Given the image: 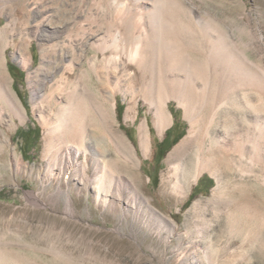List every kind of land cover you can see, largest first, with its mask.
<instances>
[{
	"label": "rangeland",
	"instance_id": "rangeland-1",
	"mask_svg": "<svg viewBox=\"0 0 264 264\" xmlns=\"http://www.w3.org/2000/svg\"><path fill=\"white\" fill-rule=\"evenodd\" d=\"M104 1L13 0L6 5V11L20 9L22 12V18L9 36V41L17 44L3 52V70L13 99L11 105L16 108L15 113L19 117L20 112L25 115L20 122L7 107L0 105V128L11 144L6 154L0 150V264H227L228 259L234 260L233 264H264L263 166L254 163L253 166L247 165V169L235 167L232 170H227L225 165L220 166L218 178L221 186L230 191L227 201L246 203L252 211V220L241 229L229 228L223 211L214 213L211 192L216 180L209 172L201 173L197 182L191 183L180 202L160 194V177L167 167V155L187 135L191 124L195 127L190 139L191 146L199 143L200 129L207 125L206 119L212 113L210 87L201 95L194 91L185 92L165 102L163 108L168 115L169 125V114L176 110V115L183 119V128L176 143L159 148L158 142L164 137V132L161 136L156 133L152 114L156 105L151 100L157 92L146 95L150 91L144 92L136 82V59L130 64L126 58L119 60L118 71L114 73L109 68V77L106 76L109 83L105 94L114 104L113 107H106L110 137L117 133L124 138L125 144L121 146L123 156L136 162V171L142 179L138 190L140 198L155 214L174 222L178 226L177 234L171 236L169 232L159 230L158 222L148 211H144L145 207L139 206L140 202L133 201L126 190H121L117 198L107 196L108 201L102 206L96 203L92 188L80 191L79 186L69 180L60 186L53 176L47 174V163L42 153L44 127L41 122L48 116L38 104L33 108L31 90L35 88L37 97L43 95L39 83L49 81L45 78L48 71L55 73L63 70L62 64L70 56L71 49L76 50L83 59H88L98 56L92 46L97 45L101 38L105 37L106 43H111L110 33L113 34L118 28L115 23L118 20L114 10L109 7V0ZM182 1L194 17H201L225 33L232 47L245 55L256 74L264 79V0ZM5 21V16H0V27ZM139 30L136 29L135 34H141ZM66 32H70L72 41H67ZM77 32L81 34L76 36ZM67 42L72 46L61 45ZM140 42L141 45L145 44L143 39ZM130 46L126 40L123 45L126 53L134 47ZM20 49L24 50L25 57L31 59L28 68L21 67L16 60ZM111 53L108 51L106 54ZM42 56L54 67L51 70L44 68V78L40 81L34 78L36 81L30 89L27 76H35ZM188 56L190 62L202 60L192 52ZM75 68L79 69L78 66ZM247 72L250 71L247 69ZM182 74L179 73L178 77L187 82ZM228 74L227 85L233 90L228 91L227 100H223V106L217 110L211 125V131L217 138L230 129L238 128L242 132L250 129L259 116L255 106L260 100L256 90L252 89L254 87H235L237 79ZM157 78L156 73L154 79ZM242 78L238 77L240 80ZM193 82L201 86L199 79ZM92 83L90 87L95 90ZM245 94L254 108L245 105ZM135 95V120L125 121L126 104ZM95 101L94 98V104ZM203 116L205 121L201 120ZM142 122L150 138L151 149L147 157L143 156L139 146L138 127ZM110 137L105 147L108 150V167L115 171ZM191 146L188 157L195 163L196 155L193 152L196 148ZM204 149L199 156L214 163L219 161L218 153L212 154ZM184 161L182 163H186V158ZM236 163L239 165L240 161ZM122 168L118 175L126 180L127 168L125 165ZM182 168L186 170L185 166ZM198 200L202 211H189L192 202Z\"/></svg>",
	"mask_w": 264,
	"mask_h": 264
},
{
	"label": "bare ground",
	"instance_id": "bare-ground-1",
	"mask_svg": "<svg viewBox=\"0 0 264 264\" xmlns=\"http://www.w3.org/2000/svg\"><path fill=\"white\" fill-rule=\"evenodd\" d=\"M11 2L13 0H0V16L6 18L5 23L0 27V105L7 107L14 118L21 122L25 114L20 112L19 117L15 113L17 110L15 111L16 108L14 109L11 105L13 99H11L7 77L3 70V52L10 46H16L15 41H9V36L16 29L17 21L22 18L20 9L6 11V5ZM108 2L118 20L115 22L118 28L113 31V34L107 32L110 33L111 43L107 44L105 37L101 38L97 45L92 46L98 56L88 59H83L76 50L71 49L70 56L68 55V59L62 64L63 70L60 72L57 69V73H52L53 71L48 73V71L45 78L49 81L39 83L42 86L43 95L40 94L37 97L35 88L31 90L30 98L33 108L38 104L40 110L47 113L48 116L41 122L44 127L42 153L47 163V174L53 176V180L60 186L67 184V180H69V182H75L80 191L84 192L92 188L96 203L102 206L107 203V196L117 198L121 195V190H126L127 194L134 199L133 201L140 202L139 206L145 207L144 211H148L158 222L159 230L169 232L171 236L177 234L178 226L174 222L155 214L150 210L147 202L140 198L138 190L142 179L136 171V162L132 158L129 160L123 156L121 146L123 143L125 144L124 138L117 133L111 134L112 139H110L112 140V153L116 169L113 171L108 167V150L105 146L110 133L106 107L108 105L113 107L114 104H111L105 94L106 85L109 83H107L106 76L109 77L107 74L109 68H112L114 73L118 71L117 62L119 60L126 58L130 64L136 59L137 68H135L134 76L136 82L145 90L144 92L150 91L146 95L157 92L156 97L151 96V100L156 105L152 113L153 124L156 133L160 136L169 126L168 115L163 108L167 100L191 91L201 95L207 91L208 87L212 92L210 101V104L213 103V105L211 104L212 113L210 118L206 119L207 125L200 129L199 143L191 146L190 139L195 131L194 125L191 124L187 135L167 155L165 162L167 167L160 177V194L180 202L185 198L191 183H196L201 173L209 172L216 180V186L211 192V197L214 200V213L219 214L223 211L226 215V225L229 228L241 229L247 226L253 216L249 205L227 201L230 191L227 187L221 186L218 174L221 165H225L227 170H232L235 167L247 169V165L253 166L254 163L264 168V79L262 75L256 74V70L245 55L243 56L232 47L225 33L220 32L201 17H194L182 0H109ZM136 29H140L142 33L135 34ZM65 37L67 41L73 39L70 32L69 34L66 32ZM141 39L144 40V45H141ZM126 40L129 42V46H134L129 48L127 53L123 49ZM61 45L63 47L72 46L69 43ZM140 45L141 48H139ZM20 50L21 53L16 60L21 67L28 68L31 65V59L25 57L23 49ZM108 51H112L113 54H106ZM187 52L199 55L202 60L190 62L187 59ZM43 58L42 56V62L35 76L32 77L31 74L27 76L30 89L36 81L34 78L38 80L44 78L42 75L44 68L51 70L54 67ZM75 66H78L79 69ZM76 69L79 71L76 72ZM247 69L250 72H247ZM156 73L158 78L154 79ZM167 73H169V78ZM179 73L184 74L187 82L180 80ZM227 73L237 79L235 87L246 89L254 87L252 89L256 90L260 100L255 106L259 116L250 129L246 128L243 132L238 128L230 129L221 138H217L211 131L214 115L223 106V100L227 98L228 91L232 92L233 90L227 85ZM238 77L243 78L240 80ZM198 79L201 83L199 87L193 82ZM93 80L95 82L92 83ZM91 83L95 84V90L90 87ZM94 98L96 104H94ZM136 98L135 95L128 99L124 112L125 121L135 120ZM243 99L246 106H253L246 94ZM207 116L209 115L207 114ZM204 117H201V120ZM1 121L2 118H0ZM138 138L142 154L147 157L151 147L144 122L138 127ZM206 140L209 141L208 145L206 143V151L212 152V154L216 152L219 155L217 163L199 156L204 149ZM10 145V139L0 128V150L6 154ZM189 146L196 148V151L194 150L196 153L193 152L196 155L195 163H192L191 157H188L191 154ZM185 158L186 163H182ZM238 161L240 164L236 165ZM124 165L127 168L128 178L126 180L118 175ZM184 166L186 170L182 168ZM225 180L227 179L225 178ZM200 204L199 200L193 201L189 211L199 212ZM226 263L233 264L234 260L228 259Z\"/></svg>",
	"mask_w": 264,
	"mask_h": 264
},
{
	"label": "crops",
	"instance_id": "crops-1",
	"mask_svg": "<svg viewBox=\"0 0 264 264\" xmlns=\"http://www.w3.org/2000/svg\"><path fill=\"white\" fill-rule=\"evenodd\" d=\"M170 125L164 131V137L159 140L158 147L161 148L164 145L174 144L178 141L179 135L182 132L183 128V119L176 115V110H173L171 114H169Z\"/></svg>",
	"mask_w": 264,
	"mask_h": 264
},
{
	"label": "trees",
	"instance_id": "trees-1",
	"mask_svg": "<svg viewBox=\"0 0 264 264\" xmlns=\"http://www.w3.org/2000/svg\"><path fill=\"white\" fill-rule=\"evenodd\" d=\"M9 68H10V69H12V67H11V66H9ZM186 204H188V202H187Z\"/></svg>",
	"mask_w": 264,
	"mask_h": 264
},
{
	"label": "flooded vegetation",
	"instance_id": "flooded-vegetation-1",
	"mask_svg": "<svg viewBox=\"0 0 264 264\" xmlns=\"http://www.w3.org/2000/svg\"><path fill=\"white\" fill-rule=\"evenodd\" d=\"M29 130L25 131V134L28 132Z\"/></svg>",
	"mask_w": 264,
	"mask_h": 264
}]
</instances>
